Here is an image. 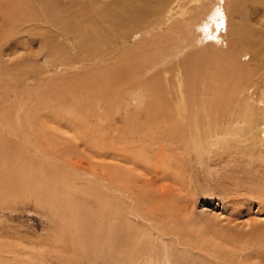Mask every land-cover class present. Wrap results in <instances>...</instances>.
Wrapping results in <instances>:
<instances>
[{
	"label": "rangeland",
	"instance_id": "374dc122",
	"mask_svg": "<svg viewBox=\"0 0 264 264\" xmlns=\"http://www.w3.org/2000/svg\"><path fill=\"white\" fill-rule=\"evenodd\" d=\"M133 1L150 14L164 4ZM201 1L190 2L199 14L193 9L198 16L182 34L183 51L157 52L155 62L165 59L138 73L80 69L77 46L85 37L78 20L67 29L63 19L87 0H46L54 20L34 9L44 28L24 33L25 28L14 37L8 34L14 28L7 31L8 41H0V264H264V145L249 151L246 144L218 145L209 152L194 148L191 124L181 132L175 123L182 118L174 94L175 74L183 72V67L176 71L177 63L188 64L191 56H199L202 75L210 72L209 60L235 53L232 60L242 72L264 71V51L257 52L264 49V0H222L226 26L216 31L219 41L209 22L220 0ZM233 3L243 12L233 13ZM183 8H175L176 19ZM2 10L0 29L7 26ZM167 24L159 38L169 36ZM238 29L247 32L245 46L236 40ZM138 32L125 38L122 48L141 45ZM57 33L69 37L56 39ZM56 42L70 48L72 66L52 62L47 51ZM121 52L124 59L118 61L126 62ZM139 81L152 85L150 97L156 95L159 108L169 107V116L145 114L148 93L132 102L115 97ZM98 82L101 89L107 86L106 97ZM258 85L248 76L246 96H233L232 90L229 100L220 94L222 104L210 105L244 117L245 101L257 106L249 98ZM191 94L198 96L199 86ZM194 119L201 128L204 120Z\"/></svg>",
	"mask_w": 264,
	"mask_h": 264
},
{
	"label": "bare ground",
	"instance_id": "6f19581e",
	"mask_svg": "<svg viewBox=\"0 0 264 264\" xmlns=\"http://www.w3.org/2000/svg\"><path fill=\"white\" fill-rule=\"evenodd\" d=\"M191 1L196 2V4L202 5L201 0H161V4L163 2L164 4L159 8V12L150 14L151 11H146L145 9H141V7H135L136 5L133 0H106V2L102 0H87L83 9L79 10L78 12H73L71 10L67 11L66 13H69V15H66L63 19L66 28L72 29L73 28L72 20H78L77 28L81 30L82 35L85 37L83 43L79 41L77 46V53L79 55L76 56V58L82 63V67H83L80 69H87L88 71L90 70L93 71L94 73H102V74L103 73L109 74L108 72H110L113 69H116L114 72L117 71L129 72L135 70V72L138 73L142 67H146L148 71L152 70V68H154L158 63H160L163 59H165L163 57L161 61L155 62V60L159 57V56L156 57L157 52H159V55H161L162 52L167 53L169 50L170 51L172 50L173 52L176 50V53L177 52L181 53L183 51L181 44L183 41V39H181L184 35L183 33L186 34V31L189 32V26L192 25V22L198 16L197 14H199L198 10H196L198 6L193 8V6L190 5ZM198 1H200V3H197ZM221 1L222 0H220V2L219 1L216 2L218 8L214 12L215 18L209 22L211 26L210 28L212 34L211 36H214L215 40L217 39V41H219L220 39L219 34L217 38L215 37V34L217 33L216 32L217 29L219 30L220 28H225L226 26V16H224L225 10L223 6L220 5ZM233 4L234 5L231 6V11L233 13H236L238 15V13L243 12L242 8L244 7H242L240 10V7H238L236 3ZM0 6L1 8L4 9L2 10V12L5 14V16H3L2 19L5 20L6 22V23L4 22L5 25L7 24L6 28L5 27L2 28L4 29L3 33L0 31V33H2L0 36V41L1 40L8 41V39L6 38L7 31L13 28L15 30H12L11 32L8 33L9 35L13 34L11 35L12 37H14L15 36L14 34L18 33V31L23 30L25 28L26 30L24 31V33H26V31L29 32L31 29L39 28V26L44 28L42 24L38 23L42 19L38 20L35 18L36 11L42 17H44V15L47 14V17L50 20H54L52 16L51 7L49 6V4H47L46 0H0ZM177 7H184V8L182 10L180 9V12L178 13L176 19L174 17L175 15L174 11L175 8ZM193 9L196 10L197 14H193L195 12ZM209 17L207 18L208 20H210ZM166 23L169 24L168 29L166 30L169 36H166L165 38H159L162 37V34L165 31L161 33H158V31H160L161 28L163 27V24ZM215 27H217L216 30H214ZM137 30L141 33V39L139 38L140 40H138V42L141 43V45H136L133 46L132 48H128V47L122 48V44L120 43H123L122 41H124V39L127 38L128 36L135 34ZM129 31H133V32H129ZM238 32L239 34H236V40H239L240 43L243 44L242 42L247 41L246 39L247 32L242 31L240 33L239 29ZM147 34L149 35V37L144 38V35ZM59 35L61 37V40L62 39L67 40L69 37V34L57 33L55 35V38L58 39L57 37ZM52 38L54 37H51L50 39ZM23 39H25V36ZM177 44H180V47H178ZM214 45L215 46L218 45V42L215 43ZM66 46L67 45H63L60 42H56L53 46L48 48L47 53L50 54L51 57L50 59L52 60L54 58L52 62L53 61L62 62V65L64 67L73 65V63H71L70 61L71 59L69 60V56H68L69 55L68 50L70 48L68 49V46L67 48ZM56 48H61L62 50H58ZM108 49H112L114 52L106 53V50ZM121 50H123L124 54L128 56L127 57L128 60L126 62L118 61L120 58L124 59ZM261 51H264V49H260L257 52H261ZM131 54L134 55L133 58L131 57ZM234 55H232L233 57L228 56L227 58L219 57L220 60L219 61L216 60V62H214L215 59L209 60V65L207 63L205 64V66L208 67L210 72H205L207 73L206 75H202V73H199L200 66L198 61L199 59L198 55L191 56L190 58L185 59L190 62L188 64L186 61L182 62L183 65H179L180 63L179 64L177 63L176 71H178L180 68L183 67V72L180 71L178 74H175L177 77L176 82L178 83L177 84L178 92L175 91L174 94L176 96L175 98H177L176 105L178 106L177 108L181 113L182 119L178 120L175 123L177 124L181 132L183 131L184 127L191 124V126L195 131V138H196L194 140V145H195L194 148L203 149L209 152L211 148L218 145H220L221 147L224 146L225 148H239L241 144H246V146H244V149L249 151L251 149L260 148L262 147V145H264L263 144L264 138L262 137V133L264 132V85H262L264 80V71L260 70V67H258L256 69L252 68L250 70H243L242 72L238 64L239 63L238 60L237 62L232 60L233 58H235ZM231 60L233 62L230 64ZM63 63H71V64L64 65ZM83 65L86 68H84ZM222 66L223 67L225 66L226 69L229 70L228 72L229 73L228 75H230L229 77L225 75ZM184 72L186 73L184 74ZM190 72L194 73L192 78H190L191 80H189L188 77L185 76V75H189ZM197 75L202 76L203 78L202 82L200 81L201 77L199 79ZM248 76L256 77V79L259 82L258 87L260 86V88H256L255 92L253 93L254 97L249 98V103H251V105L257 104V106H253L250 108L249 104L245 101V105L248 109H246L247 114L244 117L242 116L234 117L233 115H230V112L223 111L224 108L222 109L219 107H213L214 105L213 106L210 105L214 102L220 101L221 99L218 100L217 98H220L222 94H225L227 96V97L224 96L226 101L229 100L227 94L229 91L231 92L232 90H233L232 91L233 96L237 97L239 96V94L242 96L245 95L244 90L247 89L245 84ZM96 77H98V75H96L95 78ZM186 78L188 80H186ZM117 79L118 78L116 77L114 79V82L117 83ZM127 80L128 79H126V81ZM99 82L106 84V82H103V80H100ZM99 82H98V86L100 87L101 90L99 92L101 95L105 96L104 94H106L105 92L107 90V86H104L103 89H101L102 85L99 84ZM151 82L152 81H150L149 83ZM196 83H198L199 85H197ZM191 84H194V87H192ZM145 85L146 84H144V82L142 83L139 81L135 85V88L133 86L129 87L128 89L123 88V90L118 91L115 94V97H118L120 95L121 98L123 97L128 98L130 102L137 100L140 101V98L142 99L143 97L142 93H148L153 91V89L151 88L152 87L151 84L147 83L146 87ZM198 86H199L198 96L192 95L191 94L192 92L196 94L198 93ZM111 87L113 88L112 85ZM91 91H94V89L92 90V87H91ZM232 92H231V96H232ZM92 94L93 93H91V95ZM124 94H127V97L124 96ZM150 95L151 94L148 93L147 103H146L147 107L145 109V114H148L149 116L152 117L155 116L157 117V115L162 114L163 118H165L168 115V113L170 114L169 107L159 108L158 105H156L155 103L156 95L154 93L152 94L153 96L150 97ZM199 101L208 103V106L204 109L197 108L196 105L198 104ZM211 108L216 110L211 111ZM237 113H239L238 109H237ZM196 116H200L201 120L202 119L204 120L201 123L202 125L201 128L198 122L196 121V119H194ZM15 183L16 182H14V184ZM11 184L12 182H10V185Z\"/></svg>",
	"mask_w": 264,
	"mask_h": 264
}]
</instances>
